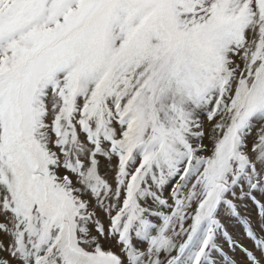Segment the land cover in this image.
Returning a JSON list of instances; mask_svg holds the SVG:
<instances>
[{
  "label": "snow or ice",
  "instance_id": "1",
  "mask_svg": "<svg viewBox=\"0 0 264 264\" xmlns=\"http://www.w3.org/2000/svg\"><path fill=\"white\" fill-rule=\"evenodd\" d=\"M0 264H264V0H0Z\"/></svg>",
  "mask_w": 264,
  "mask_h": 264
},
{
  "label": "rangeland",
  "instance_id": "2",
  "mask_svg": "<svg viewBox=\"0 0 264 264\" xmlns=\"http://www.w3.org/2000/svg\"><path fill=\"white\" fill-rule=\"evenodd\" d=\"M205 142L207 143V141ZM108 178L111 179V176H109ZM240 211L242 216L251 217L252 222L254 224L257 223L255 205H253L251 201L248 202L247 209L240 208ZM220 219L221 222L225 225L228 232L233 236L235 240L241 242L250 249L253 247L252 242L248 240L244 234L243 226L238 222L236 218L230 217L222 212L220 215ZM256 230L259 231V228H257ZM219 243L225 248L226 251L229 249L228 244L223 238L219 240ZM230 254L233 255L238 260L242 258V254H240L239 252L230 253Z\"/></svg>",
  "mask_w": 264,
  "mask_h": 264
}]
</instances>
